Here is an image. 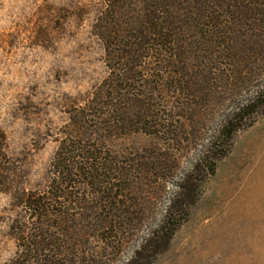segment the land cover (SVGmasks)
<instances>
[{
    "label": "rangeland",
    "instance_id": "1",
    "mask_svg": "<svg viewBox=\"0 0 264 264\" xmlns=\"http://www.w3.org/2000/svg\"><path fill=\"white\" fill-rule=\"evenodd\" d=\"M114 3L118 21L109 34L120 46L98 35L106 0H0V264L21 259L19 244L30 235L41 250L35 246L25 264H125L171 204L172 233L138 264H264V112L244 113L230 142L196 166L222 122L264 85V44L247 41L250 29L240 42L247 50L230 51L216 37L190 39L184 60L198 74L196 95L154 54L129 57L144 95L123 97L118 109L110 78L128 71L108 54L129 50L119 34L133 33L134 8L142 16L144 1ZM151 108L156 122L146 117ZM70 134L93 146L97 159L75 158L86 169L65 187L53 183V164ZM68 191L81 204L66 200V218L56 195ZM42 198L43 215H29L27 203Z\"/></svg>",
    "mask_w": 264,
    "mask_h": 264
},
{
    "label": "trees",
    "instance_id": "2",
    "mask_svg": "<svg viewBox=\"0 0 264 264\" xmlns=\"http://www.w3.org/2000/svg\"><path fill=\"white\" fill-rule=\"evenodd\" d=\"M143 1L144 5L142 6V16L141 14H137L138 12L141 13L140 7L136 6L134 8L135 14L132 17V22L136 23L137 25L136 28H134L133 33H131L130 31L128 35H125V33L122 32L121 34L123 35L119 34V38L122 37L125 38L126 41L128 40L127 47L129 48V50L122 52L120 50L119 53H115L116 57H114L113 53L111 54V52H109L108 54V57H112L111 59H109L112 62L115 58L121 61H125L123 62V65L126 67L124 71H128L125 77L123 78H110L111 81L113 80V84L111 85L112 87L110 88L112 94L115 95L113 98L115 99L117 97L119 101H122V103H119L118 105L115 104L119 106L118 109L122 106L124 108L126 102H124L125 100L123 99V97H134L136 95L138 96L137 98H141L144 95V91H138L135 87L136 85L142 82H139L137 80V75L135 73L136 64L135 62L130 61L129 57H138L139 59H141L144 57L145 51L147 53L154 54L155 60L159 62V64H161L159 66L161 70L163 69L164 71H167V73H170L171 76L176 77L177 81L184 82L185 88L182 89L184 92L190 89L193 90L194 93H186L189 95H196L195 91L201 88L197 87L198 74H196V72L192 73L187 71V69H192L193 65L191 64L192 68L188 67L186 61L184 60L187 55L186 50L189 46L188 41L190 39L196 37L199 38L200 36H208L205 39L211 41L216 37L217 39H214L216 40L215 42L219 41L220 44H227L228 46L226 48L230 51L236 50L235 48L238 45H241L243 46V48H246L240 42L248 41L255 42L256 44L260 43L261 48L264 44V39H260L264 35V0ZM106 3L109 7L108 10L104 13H101V16L99 15V17L96 19V22L99 23L97 25H99L98 27L100 30L98 35L101 40H108L109 43L112 42L111 38H113V42L115 43L113 44L120 46V43H116L118 42L116 41V36L109 34L111 33V29L114 33V31L116 30L115 27L117 26L118 19L115 18H117L118 14H116L117 11L116 9H114L116 3H114V0H106ZM125 25L127 27V31H129V29L131 30L133 27L132 24L130 27L128 22H125ZM242 28H245L247 31H242ZM249 29L252 32L250 33V37L253 36L254 38L252 40L246 41V36L249 38ZM226 56L228 58L230 57L229 54ZM245 60L249 61V59ZM129 65H131V67ZM108 66L112 69L115 68L114 64ZM204 67L206 66L202 64L201 68ZM117 80L119 81V85H115V82ZM193 80L195 81L194 85ZM127 82L132 83L126 86ZM140 86H143V88L150 91L148 89L149 87H145L149 86V84ZM98 94L101 96L105 95V97L111 95L109 94V92L106 93V91L104 90H99ZM95 102L96 101H93L91 103ZM153 106L154 105H152V107ZM87 109L92 112L94 108L92 106ZM253 109L260 110V112H264V85L261 86L259 91H256L252 99L248 100L245 104H242L237 107V109L222 122L217 133L210 139V141L206 145L205 150L201 152V155L196 163L197 167H200L202 165L206 166V160L211 156V154L213 152H216V150H219L218 148H220V146H224L227 142H230V140L232 139V134L235 133L237 131V128H240L241 126L236 125L235 123L241 119L243 120L246 118L243 116L244 113H248L249 115L253 114V112H255V110ZM149 110L150 114H148L146 117L151 118L152 121L154 120L156 122V120H158V115H155L153 113L154 109L151 108ZM168 125L167 129L169 128ZM154 126H156L157 128L161 127L158 122ZM67 137L69 138L63 141V143H61V145L59 146L53 164L55 167V171L57 172L56 175H58L59 177L53 183H56L58 185L65 184V187L68 186V183L70 182V176L75 177V179L73 180L74 183L77 181V174L79 169H86L85 167L77 166L78 161H76L75 158L82 157L86 161H89L87 162L89 164H92V161L95 158L97 159L93 151L89 150V148H92L93 146H89L86 142H84V144H81L79 140L77 141V136L73 137L70 134ZM222 140L224 141L223 143ZM79 150L84 151L83 153L81 152L83 155L81 153H78V155L74 154V152ZM94 165H96V162ZM97 170L98 167H95L94 171ZM98 183L103 184V180L99 181ZM108 189L112 192L113 185H111ZM71 194L72 192L68 191L65 196H63L62 194H58L56 196L57 198L63 197V206L66 200L70 205H72V202H74L75 204H81V199L78 198V195H75V197H77L76 201H74V199H71ZM68 196H70L71 198L67 199ZM115 196V198H117L119 195ZM27 199H29L28 196L25 201H27ZM43 201L44 199L42 198V200L39 199L38 201H30L29 203H27L28 207L26 206V208L27 210H29V215L32 216V213H34L35 210L41 213L40 209L43 206ZM104 202L108 203L107 200H104ZM65 209L66 207L64 206V211H62L61 213H63V215H66V218H69L68 214L65 213ZM173 211L174 204H171L169 206V209L166 211L163 220L159 224H157V226L151 231L148 237L144 239L143 243L139 246V250H137L135 252V255L132 256L125 264H138V262L141 261L140 255L144 253L145 249H148L151 245H153L158 237L167 233H172V230L169 226V220L170 217L173 215ZM39 218L41 217L39 216ZM121 224H124V226L126 225V223H120L119 226L121 228L123 227ZM104 228L108 229V226L105 225ZM112 230L113 228H111V231ZM34 236L35 235H30L29 239L26 242L21 241V243H23L19 245L20 251L23 252V254L20 257L21 259H17V262H15V264H25L26 262H29L28 256H30V252L37 250L36 248H38L39 251L41 250L39 248V243L42 242V240L38 239L34 243ZM39 236H41L40 233ZM169 237L170 235H168V240ZM22 240H24V238ZM43 250H46V247ZM33 256H31V258L37 259Z\"/></svg>",
    "mask_w": 264,
    "mask_h": 264
}]
</instances>
